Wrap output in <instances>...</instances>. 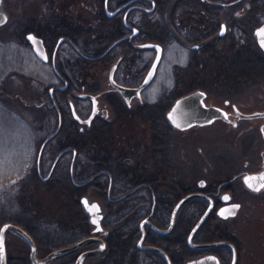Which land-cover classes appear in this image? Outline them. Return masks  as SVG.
I'll return each instance as SVG.
<instances>
[{
	"label": "flooded vegetation",
	"instance_id": "flooded-vegetation-1",
	"mask_svg": "<svg viewBox=\"0 0 264 264\" xmlns=\"http://www.w3.org/2000/svg\"><path fill=\"white\" fill-rule=\"evenodd\" d=\"M128 1L46 0L45 11L21 16L18 34L24 41L18 38L20 44L29 45L56 78L47 87L50 100L43 101L44 106L55 110L58 121L54 128L42 124L35 129L43 133L35 140L38 148L33 175L48 181L60 163L61 167H67V174L77 188L83 214L77 226L81 235L77 240L95 235L105 237L107 242L103 252L87 256L84 264H242L244 220L235 218L240 216L245 205L258 204L257 199L264 192V188L255 191L245 182L248 173L264 169V150H260L262 160L256 168L251 167L247 159L243 166L228 174L229 170L223 168L208 170L213 163L207 155L200 157L194 152L189 153L188 144L175 158L168 141L181 145L177 137H190L198 127L220 126V130L234 133L236 138H249L248 151L257 153L259 139L264 143V116L242 115L263 111L264 106L255 100L253 104L245 105V102L233 99L253 84L261 85V89L255 91L256 95H264V49L257 35V28L264 23V0H171L172 10L162 16L169 19L171 27H164L165 19L158 35L151 39L148 36L149 16L161 15L169 2L160 5L158 10L155 0H137L134 3L138 7L129 10L130 6H125L118 13L109 15L108 11H115ZM252 9L258 12L259 22L263 21L254 29L258 49L252 47L255 51L251 47L246 50L249 45L244 42V26ZM137 11L140 15L135 20ZM234 31L236 36L232 34ZM29 33L42 38L47 53L45 59L34 50ZM214 33L218 36L213 37ZM230 36L233 42L224 44L226 51L222 52L220 48L225 47L222 41ZM170 39L178 47L189 49L186 61L195 74L199 63L206 66L213 63L216 73L207 74L208 83L198 82L195 76L186 81L182 73H175L170 83L162 84L156 91L160 92L156 100L151 101L148 93L156 79L155 74L139 93L127 97L123 87H139L147 77L150 69L148 50H153L155 57L157 55L156 48L143 44L148 41L161 44L163 55V42ZM216 44L219 46L215 47L213 56ZM234 48L236 51L230 56L229 52ZM249 51L250 56H245ZM197 89L206 92V104L222 108L227 115L203 125L178 128L169 119L168 111L178 97ZM84 93H90L96 99L84 96ZM176 95L171 104L170 100ZM210 96L214 103L209 102ZM221 98L224 100L219 101ZM63 103L68 104L71 114L70 120L68 115L66 117L64 134L75 135L76 146L67 138H58L64 124L60 109ZM72 104L82 119L88 118L95 109L94 117L90 122L77 119ZM60 118L59 132L48 139L58 128ZM135 123H141L145 131L122 136L115 132L133 129L129 125ZM198 161L207 163L200 175L196 168ZM75 167L79 180L74 178ZM46 176L49 177L45 179ZM86 187H99L106 195L108 202L103 207L102 220L105 229L109 226L108 217L115 215L114 210H123L120 223L125 229V234L121 235L126 238L125 249L109 248L113 226L108 227L107 234L93 231L95 226L81 201L86 195ZM192 193L204 196H192L183 202L173 220L178 202ZM234 206H238L235 214L223 216L221 210ZM209 207H212L211 212L192 240L194 243L219 244L193 247L189 243L191 231ZM145 219L154 226L144 223L145 237L140 244L141 222ZM234 220L237 221L235 226ZM155 227L169 230L163 232ZM98 246L97 241L90 242L48 264H75L81 252ZM144 246L158 247L164 252Z\"/></svg>",
	"mask_w": 264,
	"mask_h": 264
},
{
	"label": "rangeland",
	"instance_id": "rangeland-1",
	"mask_svg": "<svg viewBox=\"0 0 264 264\" xmlns=\"http://www.w3.org/2000/svg\"><path fill=\"white\" fill-rule=\"evenodd\" d=\"M4 1V9L8 12L9 21L0 26V226L6 221L15 222L12 220L14 217H22L32 226L40 224V228H37L38 226L35 227L38 230L40 240L46 237L52 239L51 237L54 236L57 240H62V243L66 242L68 244V242H74L78 239L77 235L69 236L68 234L75 230L80 233V228L76 226L82 220V207L67 198V188L66 192L61 185L59 190H57V187L54 189L51 182L43 181L39 177H36L35 180V175H33L37 158L36 150L38 148V145L35 146V140L41 137L43 133L35 129L42 124L54 128L58 121L55 110L44 106L45 102L43 101L50 100L47 87L51 82L56 81V78L51 74L50 67L37 58L32 48L27 44L21 45L18 40V38H21V34H18L20 31L18 22L22 19L21 16H31L33 15L31 12L40 14V12L46 10L47 3L46 0ZM184 1L189 2L191 0ZM172 4V1L169 2V5L161 11V15L160 13H155L149 16V39L158 35V29L166 19L162 16L172 10ZM82 7L84 8L85 6L83 5ZM136 13L138 14H134L136 16L135 20L140 15L138 11ZM165 21L164 23L169 25V19ZM262 22L245 23L244 42L249 45L245 48L246 50L250 47L256 48L254 29ZM233 33L236 32L234 31ZM216 36H218V33L213 34V37ZM233 36H236V34H233ZM231 37L224 39L222 44L233 42ZM237 41L236 39V47ZM163 44L164 50L161 62L157 68L156 79L153 87L149 88V100H156L160 94V92L156 91L162 84L170 83L172 75L175 73H182L184 75L183 79L186 81L195 76L198 82L207 83L208 81L206 80H208L209 74L216 73L213 63L211 65L209 63L207 66L199 63L195 74L192 71L193 69L188 68L186 59L189 49L187 47H178L172 39L163 42ZM216 46L218 47L219 44L214 45L213 56H215ZM225 48L226 46L223 49L220 48V50L222 52L226 51ZM235 48L229 52L230 56H232V51H236ZM121 50V48L117 49V52L119 53ZM253 51L255 50L253 49ZM256 53L258 54V52ZM245 56H250V51L246 52ZM154 59L155 52L149 49V68ZM211 68L213 71H211ZM260 89L261 85L253 84L245 89L242 92L243 94L233 99L234 101L245 102V105L253 104L255 100L256 103L264 106V95L257 96L255 92ZM177 95L179 94L177 93ZM177 95L170 100L171 104ZM210 97L209 102H212L214 98ZM223 100V98L219 99V101ZM35 101L36 104H33ZM62 105L64 106L66 117L68 115L70 120L71 114L68 104L63 103ZM81 111L85 112V110ZM140 124L129 125L133 129L123 128L115 132L120 136L125 133L130 135L131 132L135 131V133L139 134L143 130L145 131ZM219 127H198L190 137H185V135L177 137L180 139L181 145H177L172 140L168 141V143L171 142L170 148L172 145V156L176 158L182 148L190 144L186 146L189 149V153L194 152L200 157H202L201 155H207L208 159L213 163V165L208 167V170L223 168L229 170V174L243 166L247 159L250 160V166L256 168L262 160L260 155V150H264L262 139H259L260 144L257 153L255 150L253 152L248 151L249 143L251 142L249 138H236L237 135L234 137V133L220 130ZM256 142L258 141L256 140ZM241 144H244V147ZM169 153L171 154V152ZM206 165L207 163L204 161L197 162L196 168L199 175L204 168L206 169ZM48 167L49 165H47ZM85 189L86 195L98 199L103 207L107 206L106 195L101 193L99 187H86ZM54 192H64V195L59 198ZM257 203L254 206L252 204L245 205L240 216L235 218L237 221L240 219L244 220L242 264H264V192L258 197ZM112 217L114 215L111 214L109 216L110 221L113 219ZM235 220L233 225L237 222ZM108 227L106 229L110 228ZM70 228H73V230L69 232L67 229ZM6 246L8 264H31L29 258L30 247L22 236L9 231L6 237ZM53 246V248L58 247L56 245ZM51 249H46L45 246L40 245L39 255L42 256Z\"/></svg>",
	"mask_w": 264,
	"mask_h": 264
},
{
	"label": "water",
	"instance_id": "water-1",
	"mask_svg": "<svg viewBox=\"0 0 264 264\" xmlns=\"http://www.w3.org/2000/svg\"><path fill=\"white\" fill-rule=\"evenodd\" d=\"M135 1H137V0H130L125 5L119 7L115 11H108L109 15H113V14L118 13L125 6H130L129 10L132 8L138 7V5L134 3ZM4 3H5L4 0H0V26L5 24L8 21V17H9L8 12L4 9ZM148 10H152V8L148 9ZM261 28H264V23L257 28V32ZM223 31H224V28H223ZM30 37H31V39H30ZM28 38L32 42V44L34 46V50L36 51V53L40 57L45 59L47 57V53H46L45 45L43 43L42 38L39 36H36L34 33H29ZM261 39H262V37L258 36V40H259L260 44H261ZM115 44H116V42L112 46H114ZM143 45L147 46V47L156 48L157 49V55H156L152 65L148 71L146 79L144 80V82L139 87H123L124 94L127 97H130L135 93H139L141 88L144 87L145 85H147L153 79V77L155 76V74L157 72V68H158L160 61H161V58H162V45L161 44H159L157 42L148 41V42L144 43ZM262 47L264 49V46H262ZM83 95L87 96V97H91L93 99H96L95 96L90 94V93H84ZM205 96H206L205 91H203L201 89H197V90H194L192 92H189L185 95L178 97L175 100L174 104L172 105L171 109L168 111V117H170V115L172 116V119L169 118L171 120V122L175 126H177V124H180V127H178V128L184 129V128L190 127L194 124L203 125L206 123H210L219 117L225 118L224 110L222 108L214 105V104H206ZM33 104H36V101ZM72 109H73V113H74L75 117L77 119L82 120L83 122H90L91 119L95 115V109H94L88 118L82 119L80 117V115L76 112L73 104H72ZM242 115L248 116V117L264 116V110L263 111H255L253 113H243ZM61 124H62V120L60 118V123H59L58 128L54 131V133H52L48 137V139L54 137L59 132V130L61 128ZM58 158H59V156H58ZM72 170H73V168H71V175L73 174ZM262 174H264V169H262L260 172L248 173L246 175V177H260ZM48 177L49 176H46L45 179H47ZM251 183L255 187L261 183H264V181L253 180V181H251ZM196 195L204 196V194H201V193H192V194L187 195L186 197H184L183 199H181L178 202V204L176 205V207L174 209L173 220L175 218V215H176L178 209L182 205V203L185 202L190 197L196 196ZM81 201H82V204H83V207H84L86 214L90 218V222L95 226L93 231L94 232L105 231V233L107 234L109 232V229H105L103 227V224H102V220H103L104 213H105L103 206H102V203L98 199L92 198L88 195H84L81 198ZM85 202H87V206H86ZM92 205L98 206V211H96L95 209H92L91 208ZM211 210H212V207H209L205 211V213L201 216V218L199 219V221L197 222V224L194 226V228L191 231L189 243L193 247L201 248V247L219 244V243H209V244L194 243L192 240L195 232L203 224L204 220L207 218V216L209 215ZM236 211H237L236 207L226 208V209L221 210V212L223 213V216L233 215L236 213ZM145 222L151 223L148 219H145L144 221L141 222L143 235L139 240L140 244L143 243L144 237H145V231H144V223ZM156 229L159 231H163V232H168V230H169V229L168 230H161L159 228H156ZM9 231H14L15 233L19 234L20 236H22L27 241V243L29 244V247H30L29 258H30L31 264H48L52 260H55L59 257L66 255V254H69L71 252H75V251L81 249L82 247L89 244L90 242L97 241L99 243L98 247L93 248V249H89V250H85V251L81 252L78 255V257L76 258L75 264H84V261H85L87 256H89L91 254L101 253L107 248V242H106L105 237L91 235V236H87V237H84L82 239H79L73 243L53 248L48 253H46L45 255L40 256L38 244H37L35 238L33 237V235L24 226H22L18 223L12 222V221H6V222L2 223V225L0 226V249H2V250H0V264H8L7 249H6V236H7V233ZM145 247L146 248H156V249L161 250L160 248L154 247V246H144V248ZM161 251H163V250H161ZM187 264H192V262H189Z\"/></svg>",
	"mask_w": 264,
	"mask_h": 264
},
{
	"label": "trees",
	"instance_id": "trees-1",
	"mask_svg": "<svg viewBox=\"0 0 264 264\" xmlns=\"http://www.w3.org/2000/svg\"><path fill=\"white\" fill-rule=\"evenodd\" d=\"M155 1L157 2L158 10H159L160 5H162L163 3H166V2H170L171 0H155ZM247 22L248 23H250V22L251 23H258L259 22L258 12H256L254 9H252V11L250 12V15H248V18L246 19V23ZM165 26H166V24L164 25V27ZM60 109H61V112L63 114L64 124H63V128L61 130V133L58 135V138H61V139L67 138L68 140H70V142H69L70 144L76 146L77 137L75 135H71L68 133L64 134V127L66 128V116H65V111H64V108L62 105H60ZM61 165L62 164L60 163L59 166L57 167V171L51 176V178L48 180V182H51L52 187L54 189H55V187H57V190L60 189V185L62 186V189L65 190V192H66V188H67V190H68L67 198L69 200H73L78 205L79 204V194H78L77 188H76V186H74L72 184L71 177L67 174V170H68L67 167H61ZM74 178L76 180H78V178H79V177H77V174H76V167H75V172H74ZM35 180H36V176H35ZM54 193L59 198L64 195V192L63 193L54 192ZM114 211H115V213H114L115 215H114V217H112L113 219H111V221L109 220L110 219L109 217L107 219V225L113 226V230L111 232V236H110V240H109V243H110L109 248L110 249H116V250L125 249L126 238L121 236V235L125 234V229H124V224L120 223V220H121L120 214H123V210L118 208ZM34 217H36V216H34ZM32 219L34 220L33 216H32ZM12 220L23 225L24 227H26L30 231V233L34 236V238L36 239L38 246L41 245V246H45L46 249H51L54 247L53 245L61 246V245L67 244L66 242L62 243L63 242L62 240H57V238L54 236L51 237L52 239H50L49 237H46L45 239L43 238L40 240L38 230L35 229L36 226H38L37 228L41 227V226H39L40 225L39 223L36 224V226H32L29 222L25 221V219L22 217H16V218L14 217V218H12ZM35 221H36V219H35ZM67 230H69V232H70V230H73V228H70ZM73 234L77 235L78 238H80V236H81L80 233L76 232V230L74 232H71L68 235L71 236Z\"/></svg>",
	"mask_w": 264,
	"mask_h": 264
},
{
	"label": "snow or ice",
	"instance_id": "snow-or-ice-1",
	"mask_svg": "<svg viewBox=\"0 0 264 264\" xmlns=\"http://www.w3.org/2000/svg\"><path fill=\"white\" fill-rule=\"evenodd\" d=\"M257 35L260 36V37H262V39H261V46H264V28L259 29L258 32H257ZM30 39H31V37H30ZM226 115L227 114H225V117H226ZM169 118L172 119V116L170 115ZM177 127H180V124H177ZM253 180L264 181V174H262L260 177H246L245 178V182L248 183V186L250 188H253V190L259 191L260 188H264V183H261L258 186H255L254 187V185L251 183V181H253ZM227 199H228V197H225V200H227ZM85 204L87 206V202H85ZM234 207H238V206H234ZM91 208L92 209H95L96 211H98V206H96V205H92ZM0 250H2V249H0Z\"/></svg>",
	"mask_w": 264,
	"mask_h": 264
}]
</instances>
